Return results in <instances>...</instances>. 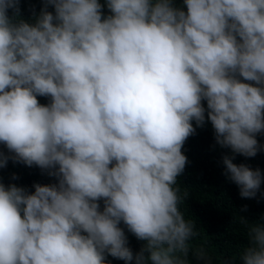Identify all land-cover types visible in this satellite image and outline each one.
Masks as SVG:
<instances>
[{
  "label": "clouds",
  "instance_id": "1",
  "mask_svg": "<svg viewBox=\"0 0 264 264\" xmlns=\"http://www.w3.org/2000/svg\"><path fill=\"white\" fill-rule=\"evenodd\" d=\"M206 119L233 155L264 150V0H44L28 19L0 0V167L56 178L0 182V264H213L177 185ZM223 163L255 197L264 172ZM262 221L239 216L243 264H264Z\"/></svg>",
  "mask_w": 264,
  "mask_h": 264
},
{
  "label": "trees",
  "instance_id": "2",
  "mask_svg": "<svg viewBox=\"0 0 264 264\" xmlns=\"http://www.w3.org/2000/svg\"><path fill=\"white\" fill-rule=\"evenodd\" d=\"M180 5L182 0H175ZM44 0H21V10L24 18H31L34 10L38 13ZM104 3V0H101ZM49 10L53 11L51 5ZM104 14L109 10L102 9ZM42 104L49 102V97L38 96ZM206 104V101H202ZM195 132L187 137L182 151L187 156V163L183 173L177 178L180 193H188L187 198L181 202L180 209L186 219H192L198 231L193 239L194 246L203 245L212 257L213 264H243L239 258L240 250L247 244L245 228L239 222L243 215L250 221L261 220L264 215V182L255 197H241L239 187L225 173L223 156H232L235 163H245L252 168L259 167L264 172V150L255 156L246 157L234 154L228 147L216 143L214 129L211 122L206 119L202 126H197L192 121ZM258 143L264 144V133H257ZM0 151L7 153L8 149L0 143ZM15 173V178L13 174ZM54 176H49L46 170L33 164L28 166L23 162H14L9 159L7 165L0 167V182L5 185L16 183L24 185L29 191H34L33 182L51 183ZM101 208L103 201H100ZM247 205V208L244 206ZM264 222V221H262ZM122 227H125L121 224ZM129 246L135 253L144 241L139 240L125 227ZM106 260L111 264H125V261L106 255ZM134 264V262H130Z\"/></svg>",
  "mask_w": 264,
  "mask_h": 264
}]
</instances>
